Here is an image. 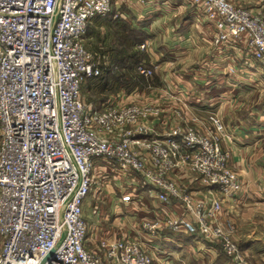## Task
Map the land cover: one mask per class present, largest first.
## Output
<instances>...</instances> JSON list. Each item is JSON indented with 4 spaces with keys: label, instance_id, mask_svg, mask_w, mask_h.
I'll return each instance as SVG.
<instances>
[{
    "label": "built area",
    "instance_id": "1",
    "mask_svg": "<svg viewBox=\"0 0 264 264\" xmlns=\"http://www.w3.org/2000/svg\"><path fill=\"white\" fill-rule=\"evenodd\" d=\"M112 3L0 0V264H155L163 228L215 245L245 264L234 226L222 214L223 198L237 193L242 182L222 147L228 132L221 120L211 115L208 125H200L193 117L159 141L145 123L159 108L121 104L111 98L118 93L99 106L83 97L87 80L123 70L86 47L89 23L109 16ZM183 5L197 11V25L212 23L216 47L245 38L252 63L264 72L262 15L229 0ZM135 73L148 86L154 70L139 63ZM96 167L104 172L111 167L119 179L130 180L120 186L126 191L122 202L132 200L126 187L141 185L162 205L177 200L184 215L162 213L142 221L144 241L106 238L100 240L102 254L88 251L82 205ZM180 167L193 172L205 196L185 193L180 178L173 177ZM99 207L96 203L94 214Z\"/></svg>",
    "mask_w": 264,
    "mask_h": 264
},
{
    "label": "crops",
    "instance_id": "2",
    "mask_svg": "<svg viewBox=\"0 0 264 264\" xmlns=\"http://www.w3.org/2000/svg\"><path fill=\"white\" fill-rule=\"evenodd\" d=\"M229 1L264 17V0ZM112 2L109 16L89 23L86 47L103 61L113 59L115 47H102L100 41L98 46H93L90 25L96 29L98 25L104 31L125 22L142 36L140 44L144 43L145 49L139 50L140 44L136 49L146 54L154 74L148 86L131 91L121 89L117 97L110 94L109 97L121 104H148L159 108L158 115L150 112L145 120L156 132L152 138L159 141L170 128L178 124L184 126L193 117L200 120V125H208L211 115L221 120L228 132L222 147L230 152V167L242 182L237 193L223 198V218L234 226L232 236L243 252L245 264H264V72L247 54L246 39L240 37L216 47L213 43L215 27L212 23L197 25V11L183 5L187 0ZM101 101L103 99L90 100L94 106H99ZM176 176L185 193L192 197L205 196L206 189L192 171L180 167L173 173V177ZM138 187L130 191L133 197L127 203L121 200L125 189L117 187V199L108 213L99 207L91 216L85 242L88 251L102 254L100 240L106 238L144 241L146 233L140 229L142 221H151L162 213L184 215L177 200L162 205L155 192L147 190L146 199L152 201L146 202L142 193L135 195L143 189ZM216 197L222 199L217 192ZM107 224L118 228L115 234L104 232L110 229H102ZM156 245L157 250H152L155 264H237L219 247L195 241L184 233L175 235L167 228L159 232Z\"/></svg>",
    "mask_w": 264,
    "mask_h": 264
},
{
    "label": "rangeland",
    "instance_id": "3",
    "mask_svg": "<svg viewBox=\"0 0 264 264\" xmlns=\"http://www.w3.org/2000/svg\"><path fill=\"white\" fill-rule=\"evenodd\" d=\"M178 4L179 3H177L176 5ZM99 21H102V20H99ZM90 26H91V31H90L89 36L92 39L91 41H92L93 46L96 47V44L100 41V43H102V47H105V46L110 47V48L115 47V50H113L115 59L118 60L121 58L124 60L126 58H131L132 55L135 52H137L136 51L137 49L134 48L132 44L138 40L139 34L137 33V31H134L132 28L130 27L128 28L126 26L122 27L120 23H116V27L111 26L110 28L109 27L105 28L104 31L101 30L98 27V25H97V29H96V26L94 28L92 25ZM88 34H89V31H88ZM99 46L101 47V44H99ZM113 59L111 61H113ZM115 78L116 77L110 76V77L87 80L82 88L83 97L88 102H90V100L94 98L105 100L107 97H109L108 95L110 93L114 92L113 90L117 86V82L115 81ZM111 169L112 168L109 167L104 172V170L102 171L96 167L94 171L92 172V176H93L92 184L90 185L89 192L87 196L85 197L83 205H82L83 217L86 220L87 225H88L89 219H91V216L94 214L95 204L98 203V205L102 207V210H104V213L105 212L108 213V210L111 208L112 204H114L117 199L116 198V196H118L117 187H120V186L125 187L130 182V180L127 178L119 179L117 177V174H115V172H112ZM140 187H142L143 189L140 192L136 191L135 195H139L140 193H142V197L145 198V201L151 202L152 201L151 199L149 198L146 199V197H148L147 194H149V192H147L149 188H145L144 186H141V185ZM126 189L130 192L129 187H126ZM105 228H110V229H107L104 232H109L112 234H115V230L118 229L116 226H112L111 224L103 225L102 229H105ZM111 229H113L114 232ZM95 245L96 244H94V246ZM90 246H93V244H90Z\"/></svg>",
    "mask_w": 264,
    "mask_h": 264
},
{
    "label": "trees",
    "instance_id": "4",
    "mask_svg": "<svg viewBox=\"0 0 264 264\" xmlns=\"http://www.w3.org/2000/svg\"><path fill=\"white\" fill-rule=\"evenodd\" d=\"M121 25L122 27L126 26L129 28L125 22H121ZM141 37V35H138V40L132 44L134 48H136V46L143 41ZM136 51L137 52H135L131 58H126L124 60L121 58L118 60L115 58L113 59V62L118 63L123 69L122 71L101 77H116L115 81L117 82V86L114 88V92L110 93V95L118 93L121 89L131 91L136 87H141L142 85L146 84V81L143 79V77L135 73V67L139 63H144L145 66H149V62L147 61V56L144 52H140L138 50Z\"/></svg>",
    "mask_w": 264,
    "mask_h": 264
}]
</instances>
